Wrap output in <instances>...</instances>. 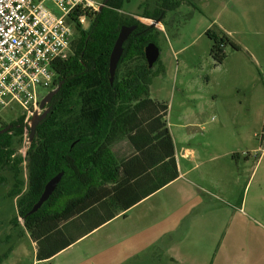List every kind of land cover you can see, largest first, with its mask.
I'll list each match as a JSON object with an SVG mask.
<instances>
[{
	"label": "trees",
	"instance_id": "1",
	"mask_svg": "<svg viewBox=\"0 0 264 264\" xmlns=\"http://www.w3.org/2000/svg\"><path fill=\"white\" fill-rule=\"evenodd\" d=\"M129 2L108 0L88 18L87 30L75 26L71 55L55 62L56 84L62 85L50 113L36 128L28 151L29 191L16 203V219H23L36 245L37 261L51 259L178 177L166 123L168 107L148 95L152 69L144 48L156 44L155 26L119 14ZM181 2L156 0L144 18L161 21ZM122 26L136 29L124 42L110 84L109 56ZM206 35L217 64L225 59V45L240 50L226 34L208 30ZM23 119L18 128L0 135V166L13 162L12 141L22 135ZM120 144L126 146L124 152L117 148ZM20 164L21 160L15 162V170ZM60 172L52 198L28 215L46 183Z\"/></svg>",
	"mask_w": 264,
	"mask_h": 264
},
{
	"label": "rangeland",
	"instance_id": "2",
	"mask_svg": "<svg viewBox=\"0 0 264 264\" xmlns=\"http://www.w3.org/2000/svg\"><path fill=\"white\" fill-rule=\"evenodd\" d=\"M97 1L99 6L103 4V0ZM155 2L130 0L119 14L155 26L159 57L152 68L148 95L168 107L166 123L176 146L212 153L259 147L257 153L249 152V166L253 169L260 155L258 172L264 173V0H182L177 9L167 11L159 20L160 27L154 25V20L144 18L145 11H153ZM89 26L88 19L81 28L87 30ZM208 30L217 36L228 35L240 50L225 45V59L217 64L210 56L212 40L206 35ZM23 113L15 102L0 107V126L18 120ZM192 134L194 137L187 140ZM25 141L24 132L14 137L13 162L0 166V264H55L56 260H36V245L24 233L22 220L15 216L13 195L27 183ZM117 148L126 150L124 144ZM17 160L21 164L15 170ZM12 187L16 193H12ZM257 187L255 180L248 191V214L256 221L248 227L249 239L244 244L250 264H264V201L258 203L253 194ZM158 231L155 228L153 233ZM98 236L59 260L66 256L74 264H173L159 245L133 259L129 256V239L105 253L97 252L103 249L102 242L85 250V244ZM124 249L126 253L121 252ZM92 250L97 254L93 255Z\"/></svg>",
	"mask_w": 264,
	"mask_h": 264
},
{
	"label": "crops",
	"instance_id": "3",
	"mask_svg": "<svg viewBox=\"0 0 264 264\" xmlns=\"http://www.w3.org/2000/svg\"><path fill=\"white\" fill-rule=\"evenodd\" d=\"M193 137L188 135L187 140ZM172 140L178 171L174 181L46 261L74 264L71 257L59 259L99 235L84 249L102 242L103 249L97 252L105 253L129 239L133 259L159 245L173 264H250L244 244L249 239L248 227L256 221L248 214V191L256 180L253 194L258 203L264 201V173L258 172L260 155L253 169L248 159L259 147L212 153L176 146ZM155 228H159L156 235Z\"/></svg>",
	"mask_w": 264,
	"mask_h": 264
},
{
	"label": "built area",
	"instance_id": "4",
	"mask_svg": "<svg viewBox=\"0 0 264 264\" xmlns=\"http://www.w3.org/2000/svg\"><path fill=\"white\" fill-rule=\"evenodd\" d=\"M98 9L97 0H0V107L15 102L29 117L40 91L55 87V62L71 55L75 26Z\"/></svg>",
	"mask_w": 264,
	"mask_h": 264
},
{
	"label": "water",
	"instance_id": "5",
	"mask_svg": "<svg viewBox=\"0 0 264 264\" xmlns=\"http://www.w3.org/2000/svg\"><path fill=\"white\" fill-rule=\"evenodd\" d=\"M106 0L102 5L99 6V11L105 6ZM159 20L154 21V25H158ZM152 25V24H151ZM136 26H122L119 30L118 36L116 38V41L113 45V48L111 50L110 56H109V62H108V71H109V82L110 84L113 83L114 77L116 74V70L120 64V61L122 59V55L124 52V42L128 39V37L135 31ZM144 56L145 60L147 62V66L149 69H152L154 64L157 62L159 57V51L157 46L154 43H149L144 48ZM62 85V82H60L53 90L48 92L40 101V108H44L46 104H49L53 97L58 93ZM50 112V108H46L45 111L40 114L39 112H35L32 114V117L30 118L28 124H29V140L25 143H31V141L34 138L36 128L48 115ZM10 129V127H6L2 130H0V134L7 132ZM63 176V172L58 173L56 176H54L52 179H50L45 187L44 190L38 199V201L33 205L32 209L28 213L33 214L36 213L43 204L47 201V199L50 197V195L55 191L57 185L59 184L61 178Z\"/></svg>",
	"mask_w": 264,
	"mask_h": 264
},
{
	"label": "flooded vegetation",
	"instance_id": "6",
	"mask_svg": "<svg viewBox=\"0 0 264 264\" xmlns=\"http://www.w3.org/2000/svg\"><path fill=\"white\" fill-rule=\"evenodd\" d=\"M106 1V0H105ZM104 1V2H105ZM103 2V3H104ZM108 2V1H107ZM106 2V3H107ZM106 5V4H105ZM105 7V6H104ZM102 10V9H101ZM100 10V11H101ZM98 11H99V9H98ZM58 84H56V81H55V87L57 86ZM54 87V88H55ZM54 88H52L51 90H53ZM50 90V91H51ZM49 91V92H50ZM45 96V95H44ZM52 102V101H51ZM51 102L49 103V104H46L45 106H44V108H40V102H39V105H38V107H37V109L36 110H34L33 112H32V114L33 113H35V112H39L40 114H42L44 111H45V109L46 108H50V111H51V106H50V104H51ZM50 113V112H49ZM48 113V114H49ZM32 114L29 116V117H27V116H25V115H22L21 117H24V119H23V126H22V129H23V132H24V134H26V141H28L29 140V135H30V132H29V124H28V122H29V120H30V118L32 117ZM20 119V118H19ZM18 119V120H19ZM18 120H16V121H14V122H11L10 124H7V125H2V126H0V130H2V129H4V128H6V127H10V129L9 130H12V128H14L15 126L18 128L19 127V123H18ZM8 130V131H9ZM7 131V132H8ZM6 133V132H5ZM2 134H4V133H2ZM1 135V134H0ZM34 137H35V135H34ZM33 140H34V138H33ZM33 140L31 141V143H25L24 144V156H25V160H24V163H25V166H26V171H27V164H28V151L30 150V147H31V144H32V142H33ZM27 183H26V185H25V188L24 189H22V191H20L19 193H16L17 192V190H15L13 187H12V193H16V195H13V198H16L15 199V204H14V207H15V216H19L18 215V210H17V200L18 199H20L21 197H23L26 193H28V191H29V184H28V176H27V181H26ZM6 188V190H7V187H5ZM44 190V189H43ZM43 192V191H42ZM55 192V191H54ZM54 192L50 195V197L47 199V201L44 203V204H46L51 198H52V196H53V194H54ZM41 196V195H40ZM40 198V197H39ZM38 198V199H39ZM38 201V200H37ZM36 201V202H37ZM35 202V203H36ZM43 204V205H44ZM33 207V206H32ZM32 209V208H31ZM30 212V211H29ZM28 212V213H29ZM34 214V213H33ZM29 215V214H28ZM31 215V214H30ZM20 218V217H19ZM21 220H22V222H23V228H24V221H23V219L22 218H20ZM23 231L25 232V230L23 229Z\"/></svg>",
	"mask_w": 264,
	"mask_h": 264
}]
</instances>
